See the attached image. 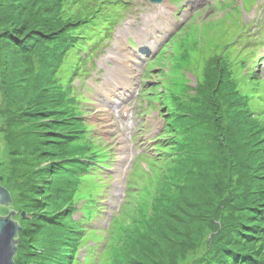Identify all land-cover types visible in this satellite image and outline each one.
Instances as JSON below:
<instances>
[{
  "label": "rangeland",
  "instance_id": "rangeland-1",
  "mask_svg": "<svg viewBox=\"0 0 264 264\" xmlns=\"http://www.w3.org/2000/svg\"><path fill=\"white\" fill-rule=\"evenodd\" d=\"M78 1L65 0L59 19L75 18L80 13ZM104 1L99 0L98 10L104 7ZM169 3V0L160 4L131 0L124 4L126 11L108 9V22L97 16L94 20L97 31L89 33L92 35L86 42L97 40L101 27L109 23L117 26L105 51L98 52L90 61L93 69L88 64L90 73L80 80L77 77L72 80L70 74L78 70L75 54L79 56L89 49L84 40L78 42L83 50L76 51L72 46L62 59H53L57 67L48 79L55 78L54 83L66 92L69 89L71 94L67 99L72 106L66 111L80 117L52 127L53 132L65 136L71 128L81 125L83 129L80 135H72L67 141L56 134L35 133L49 131L46 130L49 125L40 122L47 114L36 112L55 111V105L50 102L54 92L45 77L49 73L41 56L17 58L12 43L8 40L4 43V38H0V184L11 195L14 220L23 230L21 236L26 243L25 256L29 251L33 253V247L44 246L51 254L56 250L58 254L65 253L66 264H115L114 259L122 250L123 264H212L217 260L213 250L217 233L210 224L221 218L220 221L227 223L231 215L237 217L239 213H230L235 209L224 205L228 197L211 195L210 188L204 184L214 177L226 181L227 171L223 166L230 159L226 137L237 127L234 110H239V115L257 130L255 137L259 144L250 145L251 149H261L264 145V49H248L261 36L260 41H264V25L259 29L264 23V0H243L240 10L236 7L241 0H172L173 6ZM38 5L28 7L19 19ZM8 22L0 20V30L5 25L14 27ZM246 38L254 40L245 44ZM131 41L134 49L128 46ZM50 47L49 42L45 43L39 48L40 53ZM215 58L218 61L213 65ZM37 81V89L44 86L45 90L33 93ZM70 85L79 88L72 90ZM4 88L8 97L3 96ZM230 92L239 99L234 105L237 108L229 106ZM176 97L183 99L182 103ZM181 109L189 112L182 119V124L190 129L187 133H177L167 126V121ZM124 113L127 116L123 117ZM64 115V112L56 113V117ZM79 120L78 124L73 122ZM170 131L171 138H166ZM233 135L232 157L242 148L240 136ZM19 140L33 150L19 145ZM14 145L24 150L14 153L11 151ZM76 145L85 146L97 162L86 165L90 168L88 172L68 176L66 180L71 182L64 183L73 210L61 221L67 227L77 228L62 231L66 238L75 239H66L58 246L55 240L61 233L53 222L44 218L59 211L66 194L64 190L60 195L55 194L51 174L45 176L32 170L37 163L62 158L59 156L65 149ZM263 154L260 151L257 155ZM257 155L252 154L253 172L258 166ZM97 163L107 166L103 169ZM190 173L196 179L190 177L186 188ZM25 184L27 188L22 190L30 191V196L19 197L18 191ZM255 184L251 199H264V181ZM204 194H210V203H206ZM151 197L155 207L159 203L163 207L174 205L175 210L170 209L167 217L160 218L152 230L146 225L149 231L146 250H132L126 235L140 229L141 222L137 219L146 215ZM248 220L243 231L253 222V218ZM221 227L217 224L216 229L221 232ZM251 228L248 226V234ZM70 230L80 232L67 233ZM64 248L71 255L75 250V258L70 259ZM137 253L135 259L133 254ZM26 259L27 256L24 264H37L32 256Z\"/></svg>",
  "mask_w": 264,
  "mask_h": 264
},
{
  "label": "trees",
  "instance_id": "trees-1",
  "mask_svg": "<svg viewBox=\"0 0 264 264\" xmlns=\"http://www.w3.org/2000/svg\"><path fill=\"white\" fill-rule=\"evenodd\" d=\"M64 2L65 0H0V20L2 21L4 19L5 21H9L14 26V27H8V25H5L3 29L0 30V38H4L3 39L4 43H8V42L12 43L13 45L12 52L14 53L16 52L15 54L17 58L20 57L34 58L38 54L41 56V62H43V67L47 71V73H49L45 77L49 82L50 90H53L54 92V96L52 97V99H50V102L55 105V111L51 109V110H45V111L42 110L36 112V114L38 113L47 114L46 118L44 120H41L40 122L43 125L45 124L49 125L48 128L46 129L49 131H45V130L40 132L36 131L35 133L37 135H42V136H45L47 134H53V135L56 134L63 137V139L67 141L69 140V138L73 137L72 135H80L83 129L80 127L81 125L79 126V128L78 127L71 128L68 135L66 134L65 136L59 134L58 132H53L54 126H61L58 124L65 125L64 123L68 120L78 119V116L72 114L71 112L66 111L69 109V106H72V103L70 104L71 101L67 99L70 97L71 94L69 92V89L66 92L60 87V85L58 86L57 84L54 83L55 78L51 77L50 79H48L50 74H52L55 71L54 68L57 67V65L53 63V59H58V58L62 59L61 57H64L68 48H71L72 46L76 48V51L78 50L79 47L80 48L83 47V45H78V42L83 40L85 41L89 35H92L89 33H94L95 31H97L94 28L95 18L97 16H100L103 19L102 22H108L109 20L108 9H110V6L112 5L113 1L105 0L103 2L104 7L98 10L97 4L99 3V0H79L76 6L80 13L73 19L61 20L59 19L58 15H60V13L62 12L63 7L61 8V5ZM37 3H39L37 7H34L33 10L30 9L29 14L26 13L24 17L19 19V15L21 13L26 11L28 7L34 6ZM80 14L83 16L85 14L90 16L82 17ZM80 25H82L81 26L82 28H80ZM81 29L84 30L82 31ZM100 30L105 31L104 34L108 36L107 34H109L112 28L109 27V29L107 28L104 29V27H101ZM82 32L84 33L83 35ZM5 40H8V42H6ZM101 40L102 37L99 39V41ZM47 42L51 44V47L48 50H45L43 53H40L39 48L44 47V44ZM95 48L97 47L95 46ZM75 56L76 59L80 57V56L78 57V54H75ZM217 61L218 60L214 59L213 65L217 64ZM217 69H219V67H217ZM213 72L215 74L214 76L216 77L217 73L214 68H213ZM70 76L72 78L73 73L70 74ZM223 76L224 73L221 77L222 79ZM37 83L38 81L33 84V89H32L33 93L36 92L37 90L43 91L44 89V86H41V88L37 89L38 87ZM65 83H69L68 80H66ZM71 87L72 90L73 89L76 91L78 90V88H75L70 85V89ZM7 91L8 90L5 89L3 96L8 97ZM229 97H231L229 106L232 107L233 105V107H235L234 105H237V103H239L238 97L233 92H230ZM176 101L182 103L183 99H178L176 97ZM180 111L181 112L176 113L175 117L172 116L167 124L170 128H172V130L176 129L177 133H180L182 131H183L182 133H187L190 131V129L186 127V124H182L183 121L182 119L188 117V115H184V114L189 112L188 110H183V109H181ZM59 112L61 113L64 112L65 115L63 117H56V113ZM239 112H240L239 110L233 111V115L235 116L234 120H236L237 122V127L232 133L229 132V134H227L226 137L228 140L227 145L230 146L229 148L228 146H226L228 148L227 150L230 159L229 158L226 159L225 161H227V166H223V169L227 171L226 172L227 177H225L226 181L223 182L218 181V179L214 177L208 183L204 184L205 186H208L210 188L209 193H211V195L224 197V198L228 197V199L226 200L228 203L225 201L224 205L228 206L230 209H235L230 213L232 214L235 212L239 213L236 215L237 217L231 215L230 216L231 220L228 219L230 221L227 223H223L222 221H220L222 220V218L220 217L221 219L218 220L216 224L213 222L210 224L211 227L214 228V233H217L216 239L220 240L218 243H216L217 240L213 242L214 244H216L214 245L213 250L217 255L215 256L217 260H215L214 261L215 263L212 264H226L225 263L226 261H229V263L227 262V264H264V199L263 198H258L256 200L251 199L252 188L257 186L255 182L261 180L264 181V154L260 156L257 155L258 152L260 151L264 152V145H262L261 149H251L250 145L259 144L258 139L255 137L257 130H253L254 125L246 121L244 116H240ZM51 114H53V116ZM169 115L171 114L167 113V116ZM178 115L181 117V119L178 117ZM73 122L78 124L80 123V120ZM66 124L73 125V123H66ZM82 127H84V125ZM241 129L245 131V135ZM233 133L238 134L240 136V140H241L240 143L242 144V148L238 151V155H236L237 154L236 151L234 152V154L236 155V156L234 155V157L230 155V153H233V148L231 147L235 145L232 139V136H234ZM171 134L172 131H170L169 138H171L172 136ZM17 143H19V145L21 143L23 147L24 145L25 147L28 146L26 147L28 148L27 150L29 149L33 150L30 147V145L24 143L22 140H19V142ZM14 146L15 148L11 150L14 153H17L19 150H24L18 148L16 145ZM186 147L190 148L194 146H186ZM253 153H255L258 157V164H257L258 166L254 170V172L256 173H254L250 167ZM94 156L95 155L90 153L85 148V146L84 147H79L77 145L70 146L68 147V149H65L64 153H62L59 156L62 158L60 159L54 158V160H49V161L46 160V162H43L41 164L37 163L34 166V169L32 170V173L38 172L41 175H45V176L51 174L54 180L55 194L58 192V194L60 195L61 190L62 191L64 190L66 194V197H64L62 201L63 206L60 208L58 207L59 211L56 213L52 212L51 214L48 213L46 218H44L47 221L50 220L51 222H53L56 225L57 230L60 231L61 234L57 237V240H55L58 246L59 245L61 246V244H63L66 239H68L69 241L75 239L74 237L71 239L69 236H67L68 238H66L64 236L65 234H63L62 231L64 232L68 228L70 229L77 228L76 226H74V228L73 226L72 228L71 226L67 227L65 226V224H63V221H61V219H66V217L68 218L69 213L71 212V210H73L72 207L73 205L69 201L71 195L68 196V194L66 193L68 191H66L64 183L71 182L66 179H69V177L72 178V176L78 174L79 171L82 170L84 171V168L86 167L85 165L86 162H94ZM14 159H18V157H14ZM97 164H101V163H97ZM104 166L107 165L105 164ZM72 171L75 173L72 174L71 173ZM190 177L193 178L194 180L196 179V177L192 176L191 173L188 174L186 178V188L189 184L187 183V181L190 180ZM230 178L231 180L232 179L235 180L232 182ZM0 186L3 187L1 184ZM25 186L26 184L21 187V190L18 191L19 197L20 196L25 197V195L28 197L30 196L31 193L30 191H27V189L26 191L22 190V188ZM60 186L61 189L59 190ZM258 187H259V193L262 192L259 184ZM254 191L256 192L258 191V189ZM205 196H206V203L207 204L210 203V200L212 198L210 194L209 195L207 194ZM161 198L162 197H160L159 199L161 200ZM36 200L37 199H35V201ZM153 201H154V197L152 198V204L149 205L147 209L146 215L142 214L137 219L138 223L141 222L140 229H136L135 231L138 232V234H134L135 232H131L126 235L127 240L129 242L128 244H130V248L132 250H139V251L146 250V235L149 232L146 231V225L151 226V230H152L153 228L157 227L156 225L160 218L167 217V214L170 211V209L175 210L173 208L174 207L173 202H171L173 206L163 207L159 203L158 207H155L153 205ZM7 208L12 209L13 208L12 204H10ZM224 208L226 209V207ZM23 216H25V213H23ZM245 216L246 218H244ZM85 218H87V216H85ZM249 218H253V222L251 221L249 225H246L247 230H248V226L252 227L250 229L251 232L249 231L250 234L247 233V230L243 231V224L246 223V221ZM38 222H43V221L39 220ZM64 223H66V221ZM217 224L222 225L221 232H219L218 229H216ZM78 232L80 231L70 230L67 233H78ZM22 233L23 230L21 229V231L18 233L19 243L17 245V252L13 258L15 264H24L23 259L26 256L27 259L31 256L34 257V261H36L37 264L67 263L66 261L67 257L64 256L65 253L58 254V251L56 250L53 251L51 254L46 249H44V246L33 247L34 249H31L33 250V253L29 251L28 254L26 253L27 255L25 256L23 252H26L24 251V247L26 246V243H25V239L21 236ZM239 239L241 241L237 243ZM237 244L241 246L237 247L239 246ZM232 250L235 253L234 252L232 253ZM63 251L68 252V254H70L69 255L70 259L72 257L75 258L74 255L75 250L72 252V255L69 249L67 250L64 248ZM123 251L124 250H122L121 253L119 251L120 254H118L117 257H115L114 259L115 264H123L121 263V259H120V257H122L121 255H123ZM133 255L135 256L134 258L137 259L139 253Z\"/></svg>",
  "mask_w": 264,
  "mask_h": 264
},
{
  "label": "water",
  "instance_id": "water-1",
  "mask_svg": "<svg viewBox=\"0 0 264 264\" xmlns=\"http://www.w3.org/2000/svg\"><path fill=\"white\" fill-rule=\"evenodd\" d=\"M10 204L11 198L8 191L0 186V264H15L13 258L19 241L17 234L20 226L14 220V211L7 208Z\"/></svg>",
  "mask_w": 264,
  "mask_h": 264
}]
</instances>
